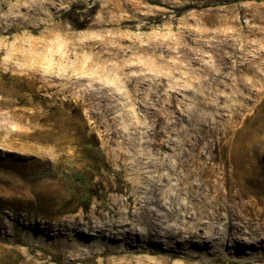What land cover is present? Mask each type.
<instances>
[{
    "label": "rangeland",
    "instance_id": "1",
    "mask_svg": "<svg viewBox=\"0 0 264 264\" xmlns=\"http://www.w3.org/2000/svg\"><path fill=\"white\" fill-rule=\"evenodd\" d=\"M0 264H264V0H0Z\"/></svg>",
    "mask_w": 264,
    "mask_h": 264
},
{
    "label": "bare ground",
    "instance_id": "2",
    "mask_svg": "<svg viewBox=\"0 0 264 264\" xmlns=\"http://www.w3.org/2000/svg\"><path fill=\"white\" fill-rule=\"evenodd\" d=\"M181 183H183V184H185V180L183 181V182H181ZM188 186V185H187ZM193 187H195V185H193ZM197 187H200V189H202V184L201 183H199L198 185H197ZM175 190H178L177 188H174ZM188 189H189V187H188ZM210 190V189H209ZM209 190H206L207 191V193L209 194ZM229 193H231V192H229V191H227V195H228V197L230 196V194ZM205 196H206V194L204 193L203 195H202V198H203V200H205ZM207 203V202H206Z\"/></svg>",
    "mask_w": 264,
    "mask_h": 264
}]
</instances>
